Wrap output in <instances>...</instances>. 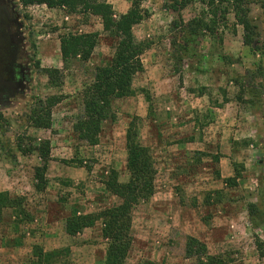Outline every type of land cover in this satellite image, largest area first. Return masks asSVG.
<instances>
[{
    "label": "rangeland",
    "instance_id": "374dc122",
    "mask_svg": "<svg viewBox=\"0 0 264 264\" xmlns=\"http://www.w3.org/2000/svg\"><path fill=\"white\" fill-rule=\"evenodd\" d=\"M11 1L25 79L0 102V192L22 204L0 211V264H31L34 246L66 249L54 264H104L100 221L75 235L65 232V222L119 203L104 181L111 169L120 181L128 179L125 134L132 120L156 174L153 195L133 209L123 264H202L186 255L189 236L222 264H264L256 246L264 240V0L245 1L251 45L231 14L226 26L210 25L199 0L178 10L172 6L180 0H143L146 17L132 29L149 43L143 71L133 79L132 96L113 99L114 118L103 122L95 145L79 140L73 125L82 113V89L113 53L101 18ZM105 1L115 17L130 7L127 0ZM203 16L209 28L190 32L185 24ZM90 32L99 38L91 56L63 62L60 37ZM44 68L60 71L57 86ZM52 96L58 101L51 127H32L33 110ZM41 140H49L51 160L38 189L34 169L41 161L17 144L26 149Z\"/></svg>",
    "mask_w": 264,
    "mask_h": 264
},
{
    "label": "trees",
    "instance_id": "16d2710c",
    "mask_svg": "<svg viewBox=\"0 0 264 264\" xmlns=\"http://www.w3.org/2000/svg\"><path fill=\"white\" fill-rule=\"evenodd\" d=\"M130 1V7L118 17L114 16L113 8L105 0H20L23 6L45 5L48 8L66 9L70 13L89 12L99 16L104 30L110 37L113 53L103 65L95 67L92 81L82 89V113L73 125V130L79 140L89 145L98 142L103 122L113 119L112 101L116 98L130 97L134 94L132 86L135 76L143 71L141 57L149 48L147 41L138 40L132 29L146 17V10L141 5L143 0ZM193 0H180L178 7L186 6ZM207 7L210 25L222 23L226 26L228 15L231 14L235 25L243 30V43L251 45L253 36L251 24L245 7L246 0H199ZM216 18L215 20H213ZM185 26L190 32L200 28H209L203 17L190 19ZM212 29V28H211ZM213 31V30H212ZM98 34L67 33L60 37V54L63 62L74 58L87 60L98 43ZM43 72L52 86L58 85L60 71L56 68H44ZM55 96L41 102L40 108L34 109L31 116V126L36 129L51 127V108L57 103ZM17 147L22 154L37 153L41 161L34 169L36 188L42 189L45 184V172L50 156L49 140H41L37 145L22 148ZM126 169L128 179L122 182L118 179L116 170L111 169L104 181L105 189L119 199L115 206L105 208L96 213L73 215L66 219L65 232L75 235L84 228L93 227L97 221L101 223V234L106 241L104 264H123L132 244V212L140 202L149 199L154 193L156 168L154 159L148 147L143 146L139 139L137 124L132 120L125 134ZM233 178H227L231 182ZM21 198L13 197L9 192H0V211L5 208L20 209ZM21 210V209H20ZM260 255L264 256V240H256ZM187 257H198L202 264H222L217 256L207 254L206 246L194 237H187ZM34 258L31 264H54L61 261L66 249L44 251L39 246L32 250ZM205 257V262L201 260Z\"/></svg>",
    "mask_w": 264,
    "mask_h": 264
},
{
    "label": "flooded vegetation",
    "instance_id": "af4514ba",
    "mask_svg": "<svg viewBox=\"0 0 264 264\" xmlns=\"http://www.w3.org/2000/svg\"><path fill=\"white\" fill-rule=\"evenodd\" d=\"M22 34L11 0H0V102L6 101L23 84Z\"/></svg>",
    "mask_w": 264,
    "mask_h": 264
}]
</instances>
